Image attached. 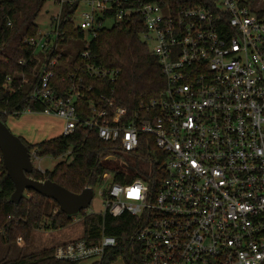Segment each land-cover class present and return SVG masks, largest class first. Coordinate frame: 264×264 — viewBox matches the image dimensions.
Segmentation results:
<instances>
[{
    "label": "built area",
    "instance_id": "1",
    "mask_svg": "<svg viewBox=\"0 0 264 264\" xmlns=\"http://www.w3.org/2000/svg\"><path fill=\"white\" fill-rule=\"evenodd\" d=\"M54 1L62 10L52 30L24 41L33 47L34 65L31 75H20L32 100L45 105L40 114L59 118L62 135L83 127L123 152L135 151L147 134L165 154L157 191L139 178L121 184L102 175L104 211L143 219L136 235L142 264H264V0H209L176 12L145 0ZM65 6L73 7L72 28L92 38L140 17L139 37L165 81L159 94L128 108L100 93L81 111L82 94L90 90L81 78L63 94L55 90L62 48L73 56L79 51L78 40L64 41ZM84 68L90 78H117L116 70L92 61ZM30 158L38 159L33 151ZM115 245L101 230L95 242L80 237L55 246L53 257L99 261Z\"/></svg>",
    "mask_w": 264,
    "mask_h": 264
},
{
    "label": "trees",
    "instance_id": "2",
    "mask_svg": "<svg viewBox=\"0 0 264 264\" xmlns=\"http://www.w3.org/2000/svg\"><path fill=\"white\" fill-rule=\"evenodd\" d=\"M167 6L172 12L192 7L209 0H145ZM45 0H0V120L5 123L8 116L18 117L25 112L41 113L45 105L32 100L29 83H23L21 73L31 75L34 65L33 47L24 41L38 34L35 23ZM73 7L65 6L60 27L64 29V41L72 38L81 40L84 32L72 28L69 20ZM143 30L140 17H133L110 28L99 29L87 46L79 48L73 58L61 53L53 69L51 86L59 93L66 92L71 83L90 87L83 92L79 109H84L87 99L100 93L112 95L122 105L132 108L140 102L157 96L165 87L160 66L148 46L140 39ZM63 42V41H62ZM87 51L89 58L79 52ZM25 60V65L18 62ZM92 61L96 66L117 71V78H90L84 63ZM7 77L9 80H7ZM80 111V110H79ZM21 141L37 157H59L69 151L68 161L58 162L51 170L33 169L26 175L35 180H51L73 193L85 188L93 189L108 172L117 183H129L137 178L157 191L164 176L165 154L153 144L150 135L141 134L140 144L133 152L121 151L117 142L101 141L95 133H87L77 127L69 135H58L36 143ZM113 156L114 160L106 157ZM14 185L2 163L0 153V242L9 250L17 238L24 242L16 257L0 258V264H76L57 260L54 248H44L24 253L34 230H57L69 226L75 215H66L57 203L28 189L16 204L10 200ZM83 218V235L90 241L99 238L100 231L115 237L116 245L107 248L102 258L93 264H110L121 256L125 264H142V246L136 239L143 219L123 213L112 216L108 211L100 214L79 212Z\"/></svg>",
    "mask_w": 264,
    "mask_h": 264
},
{
    "label": "rangeland",
    "instance_id": "3",
    "mask_svg": "<svg viewBox=\"0 0 264 264\" xmlns=\"http://www.w3.org/2000/svg\"><path fill=\"white\" fill-rule=\"evenodd\" d=\"M62 9H60L59 4H57L54 0H45L42 10L40 11L39 15L37 16L35 23L38 27V33L44 34L50 32L53 27V17L61 14ZM80 17H76L75 23L79 22ZM109 22L107 25H110ZM92 36L88 31H84L83 40H78L76 46L81 48L84 46L85 43L90 41ZM63 53L69 54V58H73V55L70 53L71 50L62 48ZM72 55V56H71ZM13 122H16L20 125H15ZM6 126L16 136L18 132L23 131L27 138L25 139L29 143H36L42 140L48 139V137H53L56 135H61L62 133V121L54 118V116L50 117L47 115L41 114H31L29 112L23 113L18 117L8 116L5 121ZM70 159L69 151L64 155L59 157H52V156H42L38 157V159L32 162L33 168L45 171L51 170L58 162L60 161H68ZM108 185V181H101L93 188V198L89 206L85 209L86 213H93V214H100L103 213L105 210L104 204V191ZM82 221L83 218L81 214H76L74 216L73 222L63 228L62 230H36L32 233L30 243L24 249V253H31L35 252L44 248H51L52 239L53 238H71L77 237L82 233ZM47 234L49 237H45L44 235ZM83 235V234H82ZM82 235L80 237H82ZM79 237V238H80ZM78 239V238H77ZM24 246V242L20 240L19 242L16 240L15 243L11 246L8 250L6 245H3L0 242V258L3 256H8L10 258L16 257L20 252V248ZM54 248V247H53ZM97 262L96 259H89L81 262L80 264H93ZM110 264H125L122 257L118 256L112 263Z\"/></svg>",
    "mask_w": 264,
    "mask_h": 264
},
{
    "label": "water",
    "instance_id": "4",
    "mask_svg": "<svg viewBox=\"0 0 264 264\" xmlns=\"http://www.w3.org/2000/svg\"><path fill=\"white\" fill-rule=\"evenodd\" d=\"M0 153L6 173L14 185V190L10 195L13 203L17 204L28 189L55 201L59 210L66 215H76L91 203L93 198L91 188H85L80 193H73L51 180L40 181L28 177L26 173H31L34 169L30 152L20 137L12 134L1 120Z\"/></svg>",
    "mask_w": 264,
    "mask_h": 264
},
{
    "label": "crops",
    "instance_id": "5",
    "mask_svg": "<svg viewBox=\"0 0 264 264\" xmlns=\"http://www.w3.org/2000/svg\"><path fill=\"white\" fill-rule=\"evenodd\" d=\"M25 113H27V112H25ZM31 114H34V115H36V114H40V113H31ZM22 115V114H21ZM41 115H44V114H41ZM47 116H50V115H47ZM50 117H52V116H50ZM54 118H57V117H54ZM57 119H59V118H57ZM60 120V119H59ZM15 125H20L21 126V124H17L16 122H13ZM26 134H27V132H26ZM26 134L23 132V131H20V132H18V135H20V137H24L25 139L27 138V136H26ZM60 135V134H59ZM56 136H58V135H56ZM53 137H55V136H53ZM49 138H52L51 136L50 137H48V139ZM34 143V142H33ZM60 230H62V229H60ZM34 231H36V230H34ZM33 231V232H34ZM32 232V233H33ZM83 234V223H82V233L79 235V236H77V237H71V238H65V239H59V238H53L52 239V245L50 246V247H55V246H57V245H59V244H61V243H64V242H68V241H71V240H74V239H77V238H79L81 235ZM45 237H49V235H47V234H45L44 235ZM4 245V244H3ZM47 248H49V247H47Z\"/></svg>",
    "mask_w": 264,
    "mask_h": 264
}]
</instances>
